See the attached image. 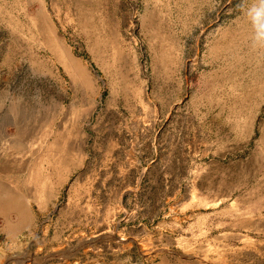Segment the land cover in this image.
Here are the masks:
<instances>
[{
    "label": "rangeland",
    "instance_id": "obj_1",
    "mask_svg": "<svg viewBox=\"0 0 264 264\" xmlns=\"http://www.w3.org/2000/svg\"><path fill=\"white\" fill-rule=\"evenodd\" d=\"M259 6L0 0V264H264Z\"/></svg>",
    "mask_w": 264,
    "mask_h": 264
},
{
    "label": "clouds",
    "instance_id": "obj_2",
    "mask_svg": "<svg viewBox=\"0 0 264 264\" xmlns=\"http://www.w3.org/2000/svg\"><path fill=\"white\" fill-rule=\"evenodd\" d=\"M252 11V22L256 28L257 41H264V0H260V6Z\"/></svg>",
    "mask_w": 264,
    "mask_h": 264
},
{
    "label": "bare ground",
    "instance_id": "obj_3",
    "mask_svg": "<svg viewBox=\"0 0 264 264\" xmlns=\"http://www.w3.org/2000/svg\"><path fill=\"white\" fill-rule=\"evenodd\" d=\"M1 172V171H0ZM4 173V172H3ZM6 173V172H5ZM13 188V187H12ZM16 190V189H15ZM17 193H18V191H17ZM25 195V194H24ZM30 203V202H29ZM43 203V202H42ZM63 257V256H62ZM18 258V257H17ZM13 262V261H12Z\"/></svg>",
    "mask_w": 264,
    "mask_h": 264
},
{
    "label": "crops",
    "instance_id": "obj_4",
    "mask_svg": "<svg viewBox=\"0 0 264 264\" xmlns=\"http://www.w3.org/2000/svg\"><path fill=\"white\" fill-rule=\"evenodd\" d=\"M49 135V134H48Z\"/></svg>",
    "mask_w": 264,
    "mask_h": 264
}]
</instances>
